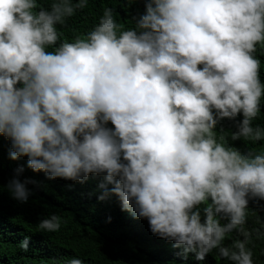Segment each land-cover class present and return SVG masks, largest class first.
<instances>
[{
  "label": "clouds",
  "instance_id": "1",
  "mask_svg": "<svg viewBox=\"0 0 264 264\" xmlns=\"http://www.w3.org/2000/svg\"><path fill=\"white\" fill-rule=\"evenodd\" d=\"M86 6L0 0V137L11 161L26 158L8 183L14 199L27 202L36 183L26 169L81 184L103 176L97 199L115 196L174 253L264 264V151L241 153L214 131L242 114L232 140L264 139L253 125L264 0H144L126 30L105 8L87 36L46 50ZM40 227L58 231L60 218Z\"/></svg>",
  "mask_w": 264,
  "mask_h": 264
},
{
  "label": "trees",
  "instance_id": "2",
  "mask_svg": "<svg viewBox=\"0 0 264 264\" xmlns=\"http://www.w3.org/2000/svg\"><path fill=\"white\" fill-rule=\"evenodd\" d=\"M53 2L37 0L46 9ZM76 2L72 0L73 4ZM105 8L113 10L114 20L123 29H133V18L143 13L144 0H87L85 8L77 9L63 25L56 26L60 33L57 45L46 50L54 51L61 42L87 36ZM253 55L261 61L260 81L264 85V46L257 45ZM242 118V114L238 115L236 121ZM236 121L224 119L217 124V141L241 153L264 151V139L232 140ZM253 125L264 128V95ZM9 148V141L0 137V264H69L72 259H79L82 264H219V249L210 251L203 261H197L194 255L184 257L174 253L169 241L153 235L147 220L137 218L130 210L122 211L115 196L99 201L98 185L103 176L90 175L81 184L49 180L43 173L33 174L26 169L21 179L29 177L36 183L28 185L31 195L27 202L17 201L8 183L14 169L19 164L26 165V158L11 161ZM53 215L60 218L59 230L41 228V221ZM249 221L259 226L260 220L252 214ZM25 237L30 239L27 250L21 247ZM222 246L227 243L222 242ZM260 261L264 262V257Z\"/></svg>",
  "mask_w": 264,
  "mask_h": 264
}]
</instances>
